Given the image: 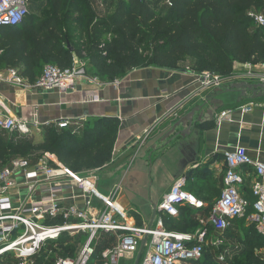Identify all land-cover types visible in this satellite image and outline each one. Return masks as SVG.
Here are the masks:
<instances>
[{
	"label": "crops",
	"instance_id": "0c3cea01",
	"mask_svg": "<svg viewBox=\"0 0 264 264\" xmlns=\"http://www.w3.org/2000/svg\"><path fill=\"white\" fill-rule=\"evenodd\" d=\"M86 1L102 7L113 0L102 4ZM247 28L250 34H264L253 24ZM76 61L77 57L73 56V62ZM191 64L192 59H186L176 71L160 68L133 70L125 78L111 82L99 81L89 73L86 64L87 75L95 79L96 84L77 81L74 89L66 95L7 85L2 81L7 78L9 68H5L0 71V109L28 123L30 133L27 138L34 142H41L47 129L56 128L59 120H67L68 128L73 130H79L90 119L118 120L111 160L101 169L82 176L95 177L96 188L103 196L116 191V203L123 208L127 220L138 227L154 223L152 216L156 207L171 186L183 179L187 190L205 207L201 210L182 207L179 217L164 221L165 225L177 233L193 235L205 231V249L210 250L217 264H229L241 252V241L247 234V226H254L243 217L229 220L228 228L219 232L207 220L223 188V154L242 147L252 159L264 161V91H245L241 87L258 84L245 76L260 74L262 64L235 63L232 77L227 78L221 88L205 87L202 74L190 70ZM248 105L253 107L251 112L243 114L239 111L240 107ZM197 107L201 110L195 113L193 121L201 116L200 122L191 129L179 126L172 132L174 121ZM224 111H231V121L217 127L214 119ZM44 154H40L38 160H29L31 168ZM49 156H52L48 159L51 167L60 164L55 156ZM10 162L0 164L8 166ZM250 181L251 177L247 176L239 190L250 206L247 215L253 212L255 201L250 192ZM44 196L47 193L39 192L36 198ZM62 196L67 206L85 209L78 188L67 189ZM26 197V191L22 189L15 199L22 201ZM53 223L59 222L46 221V224ZM67 238L63 236L56 243L47 244L37 256L43 257L38 264H50L56 259L50 257L49 250H45L50 244L60 246L55 249L59 255L62 254L60 257L75 255L67 245ZM219 241L220 245L217 244ZM229 241H235L237 245L232 249ZM114 244V239L100 234L95 242L97 254ZM142 247L138 254L142 252Z\"/></svg>",
	"mask_w": 264,
	"mask_h": 264
},
{
	"label": "trees",
	"instance_id": "16d2710c",
	"mask_svg": "<svg viewBox=\"0 0 264 264\" xmlns=\"http://www.w3.org/2000/svg\"><path fill=\"white\" fill-rule=\"evenodd\" d=\"M37 1L46 2L43 19L28 15L16 27L0 28V71L16 69L29 82L45 65L69 69L73 56L101 82L146 68L176 71L186 59H192L190 70L225 79L232 77L235 63L264 64V34H250L252 23L245 16L248 10H263L264 0H173L161 9L146 0H116L112 14L95 12L86 0ZM118 127L114 118L90 119L79 130L49 127L41 142L8 134L0 137V163L48 153L79 175L101 169L111 160ZM246 230L231 264H264L255 255L264 238L254 227ZM191 264L217 263L204 249L201 260Z\"/></svg>",
	"mask_w": 264,
	"mask_h": 264
},
{
	"label": "built area",
	"instance_id": "2783aa9c",
	"mask_svg": "<svg viewBox=\"0 0 264 264\" xmlns=\"http://www.w3.org/2000/svg\"><path fill=\"white\" fill-rule=\"evenodd\" d=\"M30 1L0 0V28L21 24L29 15ZM106 1L110 0H92L96 4ZM161 2L170 7L173 0ZM245 16L264 32V15L248 10ZM260 72L258 75L248 74L245 78L264 84V64L260 66ZM201 78L208 88H221L226 80L208 73H202ZM2 81L24 90L57 92L60 95L72 91L77 81L96 84V80L87 75L86 63L79 60L65 70L46 65L33 83L27 82L13 68L7 71V78ZM94 100L97 101V98L94 97ZM252 109L248 105L240 107L239 111L245 114ZM230 114L231 111L219 113L214 119L215 125L219 127L224 122H230ZM56 127L67 129L69 122L59 120ZM5 133L26 136L30 133V127L28 123L0 109V134ZM49 157L52 156L45 153L32 168L25 158L14 159L8 166L0 164V264H36V257L47 244L56 243L63 236L74 238L81 234L87 235V238L75 255L58 257L50 264H90L95 256L100 264H120L121 261H134L135 264L143 239L146 241L142 249L146 248V253L140 264H190L202 258L207 245L205 231L193 235L177 233L167 230L164 223L178 218L182 207L195 210L205 207L202 201L186 191L183 179L171 186L156 207L154 223L138 227L127 220L123 208L116 203V191L108 196L101 195L96 188L95 177L73 173L62 164L51 167ZM223 161V188L210 209L207 223L224 232L229 220L246 217L264 238V161L252 159L242 147L225 152ZM247 176L251 177L250 192L255 200L253 212L249 215L246 214L249 204L239 191ZM74 187L80 191L84 210L65 204L62 195ZM22 189L26 191V201L15 199ZM39 192H45L47 196L36 198ZM47 220L59 223L46 224ZM100 234L114 239L115 244L97 254L95 242ZM220 261L223 259L220 258Z\"/></svg>",
	"mask_w": 264,
	"mask_h": 264
},
{
	"label": "rangeland",
	"instance_id": "374dc122",
	"mask_svg": "<svg viewBox=\"0 0 264 264\" xmlns=\"http://www.w3.org/2000/svg\"><path fill=\"white\" fill-rule=\"evenodd\" d=\"M146 1H148L151 5L156 4L158 9H161V7L164 6L162 4L161 0H146ZM117 3L118 2L116 0H113L111 3H107L106 5L104 4L102 7L99 6V5L92 4V8L94 9L95 12H98L99 11L98 9H100L102 11L104 9H106L107 10L106 12H108V14H112L115 11V8L117 6ZM260 8H261V6L259 8L252 9V10H254V11H256V12L264 15V9L262 10ZM45 10H47L46 2H43V3H40L39 4L37 0H31L30 1V7H29V15L30 16H35V17L36 16L37 17L42 16L43 17V13L45 12ZM42 17H40V19H43ZM9 136H11V135H8V134H2L1 135L0 134V137H4L5 139L9 138ZM39 156H40V153H31V154H29L26 157H18V158H25V159H28V160H30V159L38 160L39 159ZM88 173L89 172H86V173H82L80 175L88 174ZM186 191H188L187 188H186ZM86 238H87V235H84V234L75 236L74 238H67V245H69L71 247V250H73L74 253L76 254V252L78 251L79 247L82 246L85 243ZM228 244H229V247H231L232 249L237 245L235 241H229ZM54 247H56V246H54ZM54 247H53V245L50 244L49 247L45 249L46 251L49 250V252L51 254L50 257L53 258V259L58 258V257H60L62 255V254L59 255V252L58 251L56 252V250H55V249L58 250L60 248V246L59 247L57 246L56 248H54ZM260 250H262V251H260ZM145 253H146V248H144L142 250V252H141L139 264H140L142 258L144 257ZM256 256L261 257L262 260L264 259V242H262V247L257 250ZM243 260L244 259H242V258L239 259V261H243ZM231 263H229V264H231ZM90 264H100L99 258H97L95 256L94 259L91 260ZM120 264H134V261L133 262H130V261H121Z\"/></svg>",
	"mask_w": 264,
	"mask_h": 264
},
{
	"label": "water",
	"instance_id": "95a60500",
	"mask_svg": "<svg viewBox=\"0 0 264 264\" xmlns=\"http://www.w3.org/2000/svg\"><path fill=\"white\" fill-rule=\"evenodd\" d=\"M241 87L245 91H253V90H256V91L257 90L264 91V84H261V83H258V84H255V85H242ZM200 110H201V107H197V108L193 109L189 114L183 116L181 119H179L177 121H174L173 127H172V132H174V130L176 128H178L179 126H184V127L187 126L189 129H191V127L193 125H196L197 122H200L201 116H198V118L196 119V121H193V118L195 116V113H197ZM155 215H156V211L153 212L152 220L155 218ZM145 241H146V239H143L141 245H143L145 243ZM139 258H140V253L137 255L135 264L138 263Z\"/></svg>",
	"mask_w": 264,
	"mask_h": 264
}]
</instances>
